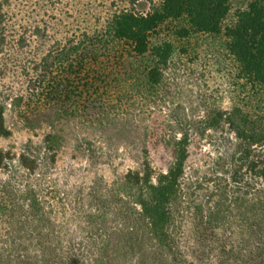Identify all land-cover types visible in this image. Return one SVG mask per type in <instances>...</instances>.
<instances>
[{"label":"trees","instance_id":"16d2710c","mask_svg":"<svg viewBox=\"0 0 264 264\" xmlns=\"http://www.w3.org/2000/svg\"><path fill=\"white\" fill-rule=\"evenodd\" d=\"M145 1L147 10H137L133 0L101 28L85 30L40 57L29 97L36 107L21 117L31 128L51 130L42 143L24 145L17 166L27 177H39L47 155L54 162L61 137L53 127L59 111L67 113L62 106L72 94H80L69 111L76 117L95 104L103 108L109 94L115 102L164 100L167 71L199 59L232 76L234 104L213 107L204 118L219 142L231 146L230 153L214 160L204 200L183 201L189 128L173 116L183 127L179 136L164 139L172 157L165 171L155 172L144 147L138 167L103 191L93 185L78 204L72 201L74 213L61 212L60 223L39 178L21 187L3 181L0 227L14 244L6 261L14 253V264H264V0ZM5 32L0 23V50ZM79 86L96 98L79 100ZM23 101V96L13 99ZM8 135L0 105V138ZM10 160L0 147V170ZM202 184L197 181L188 197ZM183 211L187 219L181 221Z\"/></svg>","mask_w":264,"mask_h":264},{"label":"rangeland","instance_id":"374dc122","mask_svg":"<svg viewBox=\"0 0 264 264\" xmlns=\"http://www.w3.org/2000/svg\"><path fill=\"white\" fill-rule=\"evenodd\" d=\"M131 1L0 0V23L6 28L0 50V105H4L5 125L9 130L8 136L0 138V147L13 156L8 167L0 170V183L10 181L21 187L26 180L39 178L42 195L50 202L49 210L55 214L56 223L61 222V212H75L72 201L78 204L80 195L89 192L93 185L103 191L107 183L119 178L127 169L138 167L144 147L155 172L165 171L172 157L164 139L168 135L179 136L183 127L172 120L174 117L181 118L189 128L188 157L181 179L183 201L204 200L205 188L211 186L205 180L212 178L214 160L230 153L231 146L219 142L220 136L205 125L204 118L213 107L229 109L234 104L232 76L199 59L191 64L184 61V65L167 71L169 85L164 100L141 102L134 97L115 102L109 94L104 98L103 108L95 104L76 117L77 114L69 111L76 106L74 95L80 94H72L73 98L70 96L62 106L67 113L59 111L61 116L53 127L61 137L54 162L51 163L47 155L39 177H27L17 166L16 158L24 145L28 141L34 146L42 143L51 130L47 125L31 128L21 117L36 107L29 97H32L30 90L37 61L58 43L77 37L85 30L101 28L111 13L128 7ZM135 7L145 11L148 3L135 0ZM78 89L75 92H82L79 100L96 98V94L88 97L81 86ZM18 96L24 98L21 104L13 102ZM54 103L56 100L50 101ZM107 103L116 108H107ZM197 181L203 183L202 188L188 197ZM186 215L181 212L179 219H187ZM183 228H187V224ZM13 246L12 237L0 227L1 264H14V253L10 256L12 260L3 258L7 252H13Z\"/></svg>","mask_w":264,"mask_h":264}]
</instances>
